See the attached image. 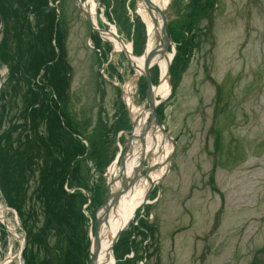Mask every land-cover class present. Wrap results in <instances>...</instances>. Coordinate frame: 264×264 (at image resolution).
I'll list each match as a JSON object with an SVG mask.
<instances>
[{"label":"rangeland","instance_id":"obj_1","mask_svg":"<svg viewBox=\"0 0 264 264\" xmlns=\"http://www.w3.org/2000/svg\"><path fill=\"white\" fill-rule=\"evenodd\" d=\"M93 1L94 4L97 2ZM191 1L166 0L164 13L174 23L173 36L177 41L186 40L179 23L190 12ZM216 1V11L212 15V11L209 15L204 14L196 24L206 33L198 36L180 77L175 76V94L166 97L162 103V122L178 140V145L171 156V169L161 179L162 193L155 202L159 192L150 195L153 205L143 215L146 224L156 229L155 240L142 243V247H150L149 254L154 253L150 264H251L264 247V0ZM106 4L108 8V4L114 5L118 11L127 7V2L122 0ZM62 10L68 22L66 46L73 66L72 103L66 116L74 118L73 124L81 130H87L84 132L87 139L100 112L105 121L112 122L119 92L108 84L102 83L105 92L98 87L97 73L103 61L99 60L97 51L88 46L90 24L79 12L75 1L64 0ZM127 11H131L130 8ZM106 17L100 11L98 23L101 28L109 27L106 21L114 23V18L126 43H132V38L138 45L141 43L128 27L129 17L125 13L118 14L111 9ZM30 19L33 23L35 17L31 15ZM4 36V24L0 23V44ZM94 36L100 37L97 33ZM120 51L113 55L104 53L107 66L118 61L122 69L131 68ZM1 65L0 137L12 129L17 137L26 129L23 118L25 85L19 92H9L13 70L9 65ZM41 75L42 72L36 82ZM63 76L64 69L58 87L63 84ZM129 77L130 74L125 81ZM52 96L60 106L63 96L60 98L53 93ZM127 97L124 89V99ZM140 105L143 107L145 100ZM67 120L71 124L69 118ZM45 129L44 126L40 134L44 135ZM218 139L220 147L217 150ZM165 144L169 156L173 145L168 141ZM86 158L83 163L85 189L91 194L95 190L102 193L106 188L97 189L102 182L98 175L93 176V171L104 157L96 152ZM152 160H158L157 153L153 154ZM167 168L163 165L156 172L163 174ZM29 183L32 195L35 180L30 179ZM71 189L69 186L68 190ZM0 201L4 205L1 213L10 228L8 243L0 238V264L7 260L9 264H20L18 255L25 242L23 225L16 211L7 208L1 195ZM141 209L142 206H138L133 219L140 216ZM40 213L35 224L41 227L45 218ZM87 214L89 217L91 211ZM87 216L83 226L86 230L90 224ZM128 228L117 247L125 245L124 239L132 235L134 227L131 223ZM52 238L50 245L54 246L56 239ZM116 249V263L130 264L126 263V258L134 257V253L123 256L118 253L121 248ZM259 257L264 264V254ZM141 259L139 257L136 264H142Z\"/></svg>","mask_w":264,"mask_h":264},{"label":"trees","instance_id":"obj_2","mask_svg":"<svg viewBox=\"0 0 264 264\" xmlns=\"http://www.w3.org/2000/svg\"><path fill=\"white\" fill-rule=\"evenodd\" d=\"M200 6L196 1L195 12L187 17L190 29L195 23L193 19L199 16L196 11ZM31 15L35 17L33 23ZM0 19L5 34L0 60L13 70L9 92H19L25 85L23 118L26 129L17 137L14 129L0 137V189L6 203L17 210L26 231L25 264H86L90 241L88 230L83 229L86 221L82 208L87 198L80 190L69 193L65 189L67 181L71 188H85L82 157L86 147L73 134L78 127L72 122L69 124V116L62 112L58 100L53 101L52 96V93L60 98L63 96L62 104L67 100L69 89V68L62 56V33L56 11L49 8V0H0ZM55 31L60 56L53 45ZM191 44L192 40L185 42L184 50L189 51L194 43ZM180 58L178 54L172 67L174 72ZM63 69V84L58 87ZM159 113L162 114V108ZM42 123L46 125L44 135L40 134ZM219 142L218 139L217 150ZM107 149L108 145L102 143L96 152L107 155ZM30 179L36 184L32 195L29 193ZM39 211L45 218L41 227L35 224ZM145 220L142 218L135 229L137 238L142 240L131 239L130 235L123 238L126 246L118 245L123 256L131 252L132 245L143 249L151 259L150 247L143 248L142 243L148 235L155 240L156 229L149 227ZM0 231L5 238L7 232L2 223ZM52 236L56 239L54 246L50 245ZM257 254L251 264L262 263L259 256H263L264 247Z\"/></svg>","mask_w":264,"mask_h":264},{"label":"water","instance_id":"obj_3","mask_svg":"<svg viewBox=\"0 0 264 264\" xmlns=\"http://www.w3.org/2000/svg\"><path fill=\"white\" fill-rule=\"evenodd\" d=\"M144 8L149 13L152 18L154 24V32L152 39L153 44L150 48L146 49L143 55V65L142 67L137 63V65H133V68L139 73L136 76V82L141 77L144 76L146 79L147 87H146V99L148 103V107L142 110L143 117L146 114H151L150 120L146 122L144 125L141 124L139 127L138 125L133 122V129L130 131L131 136L128 139L127 149L124 153V156L121 159V163L119 168V172L115 174L114 177H110L108 180V192L106 201L97 209L96 211V229L94 239L91 240L92 247L91 253L92 256L90 258V262L88 264H96V261L99 256V252L101 250V236L103 229H109L111 226V220L113 217L118 216V205L120 204L121 198L123 195L128 192V190H134V182L139 179L138 171L141 169V166L145 159H149L150 155L147 154V142L148 136L151 134L153 142L155 145H158L156 134L161 135V143L162 145L165 140H168L169 143L173 145L172 153L165 159L163 163H159L154 167H149L147 174L144 176L145 179L149 182V188L147 190V195L145 197L144 202L147 203L148 196L154 186L157 184L159 190L161 192V179L165 176V174L170 170V161L172 154L177 149V142L176 140L166 131L164 125L160 122L157 107L161 103V101L157 100V93L156 90L158 86L153 84L150 68L155 64H159L158 61L168 56V48L170 45L175 46L173 39L168 34V20L166 15L163 13V10L156 4L152 3L149 0H142ZM77 6L81 11L85 14L87 19L91 24L92 30L97 32L103 39L107 40L103 37L105 34H112L116 40L122 45L125 46L123 41L117 36L115 33H110L104 30H101L96 23L94 22L93 16L88 11L86 5H83L80 0H76ZM128 59L133 61L130 57L129 53L126 52L124 49ZM171 58L168 60L167 63V73H166V80L170 81V67H171ZM162 79L160 80V82ZM140 149L141 157L138 160V164L136 166H131L132 156L134 157L133 150L135 148ZM160 150V149H159ZM167 165V171L163 173L160 177L153 180L152 172L157 171L161 168L162 165ZM116 162H114L111 167L110 171L114 169ZM131 166V167H130ZM135 171V176L133 177L132 181L128 184L127 183V175L131 172ZM131 184V185H130ZM130 221H125L121 224V226L116 230L114 236H112L109 249L110 252L113 253V249L117 241L119 240L123 230L127 227Z\"/></svg>","mask_w":264,"mask_h":264},{"label":"bare ground","instance_id":"obj_4","mask_svg":"<svg viewBox=\"0 0 264 264\" xmlns=\"http://www.w3.org/2000/svg\"><path fill=\"white\" fill-rule=\"evenodd\" d=\"M156 3H159L162 7H164L166 5V0H153ZM93 0H89V3H93ZM95 4L93 3V9H92V14L96 13L95 10ZM141 14L144 16L145 20L148 23V28H149V33H151V36L153 34V22L150 18V16L148 15V13L145 11V9L143 8L142 10H140ZM113 33H115L113 31ZM106 38L110 39L111 41H114L117 45V47L122 48V45L120 43L116 42L115 37L112 34H107L105 36ZM127 49H131V45L128 44L126 45ZM172 57L171 54H168L167 57H163L161 58L158 63L160 66V70H161V76H162V81L159 85V87L156 90V93L159 94L161 97H166L169 95L170 93V86L167 83L166 80V73H167V63L168 60ZM143 61L144 59L141 58L139 60H137L138 64L142 67L143 65ZM160 139V137H159ZM151 146H149L148 149H150ZM163 153L160 152L159 154L157 147H153L152 151L153 153H157L158 156V160L159 162L163 161L166 158V154L168 153V148L167 145H163ZM140 153V152H139ZM138 155V153H137ZM135 156V154H134ZM157 160V161H158ZM160 176V173H153V178L156 179ZM131 185V184H130ZM149 182L144 179L143 181L140 182V184L135 187V189L127 194L126 196H124L123 198H121L120 200V204L118 205V216L117 217H113L111 220V226L108 229H103L102 232V236H101V250L99 252V256L98 259L96 261V264H116L115 258L112 254V252H110L109 249V245L112 239V236H114V233L116 232V230L121 226V224L127 220L132 219V217L134 216V213L136 211V209L138 208V206H140L142 204V202L145 200V197L147 195V188H148Z\"/></svg>","mask_w":264,"mask_h":264},{"label":"flooded vegetation","instance_id":"obj_5","mask_svg":"<svg viewBox=\"0 0 264 264\" xmlns=\"http://www.w3.org/2000/svg\"><path fill=\"white\" fill-rule=\"evenodd\" d=\"M100 1V4H102V1L106 4V3H108V1L109 0H99ZM117 1H121V0H117ZM124 3H126V1L127 0H122ZM132 2H133V4H134V0H132ZM135 27H137V25L135 26ZM97 42V41H96ZM96 46V45H95ZM112 47H114L113 45H111ZM97 47V46H96ZM103 49L104 50H106L107 48H106V46L105 47H103ZM117 71H118V74H120V76H124L125 75V73H126V71H127V69H122V67L120 66V62H118L117 61ZM135 100H136V97H135ZM123 106V105H122ZM125 108V105L123 106V108H121V110H120V113H121V115L120 116H122L123 114H124V111H123V109ZM125 110V109H124ZM123 111V112H122ZM126 111V110H125ZM124 119H125V121H126V125H125V128H129L128 127V125H127V119H126V114H125V116H124ZM130 129V128H129ZM124 139V138H123ZM123 145V144H122ZM118 147V146H117ZM119 150H121V146L119 145V147H118V151Z\"/></svg>","mask_w":264,"mask_h":264}]
</instances>
